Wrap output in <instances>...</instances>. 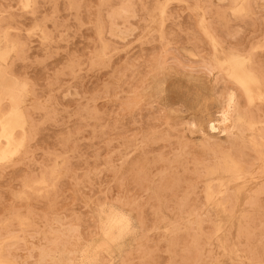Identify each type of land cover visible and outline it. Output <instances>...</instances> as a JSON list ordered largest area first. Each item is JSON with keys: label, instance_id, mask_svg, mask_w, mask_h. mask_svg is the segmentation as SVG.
<instances>
[{"label": "rangeland", "instance_id": "1", "mask_svg": "<svg viewBox=\"0 0 264 264\" xmlns=\"http://www.w3.org/2000/svg\"><path fill=\"white\" fill-rule=\"evenodd\" d=\"M14 112L0 264H264V0H0Z\"/></svg>", "mask_w": 264, "mask_h": 264}, {"label": "bare ground", "instance_id": "2", "mask_svg": "<svg viewBox=\"0 0 264 264\" xmlns=\"http://www.w3.org/2000/svg\"><path fill=\"white\" fill-rule=\"evenodd\" d=\"M2 59V58H1ZM2 67V66H1ZM1 86H2V84H1ZM225 95H226V93H225ZM222 99H223V97H222ZM238 101V100H237ZM222 102V101H221ZM223 104H224V102H223ZM225 105V104H224ZM236 109V108H235ZM226 111V110H225ZM235 112V111H234ZM226 113V112H225ZM229 113V112H228ZM223 117L225 118V120L227 119L226 117H225V114H223ZM17 118V115H16V113L14 112L13 114H10V116L9 117H6V118H0V122L2 123V125H3V129H5V137L7 138V140L9 141V142H11V141H13V138H12V133H11V131H12V125L14 124V121H15V119ZM18 120V119H17ZM220 125V124H219ZM209 127H210V130H212V131H215L216 129H217V127H216V124H214V123H210L209 124ZM235 129V128H234ZM15 143V142H14ZM219 143V142H218ZM211 144H214V143H212L211 142ZM216 146H217V144H216ZM220 146V145H219ZM16 148V147H15ZM6 152V151H5ZM3 154H4V152H3V149L0 147V157H2L3 156ZM4 258V257H3ZM91 259V258H90Z\"/></svg>", "mask_w": 264, "mask_h": 264}, {"label": "clouds", "instance_id": "3", "mask_svg": "<svg viewBox=\"0 0 264 264\" xmlns=\"http://www.w3.org/2000/svg\"><path fill=\"white\" fill-rule=\"evenodd\" d=\"M136 228L137 225L134 223V217L131 214H129V211L127 209H125L122 236L124 238H127L128 236L133 234Z\"/></svg>", "mask_w": 264, "mask_h": 264}]
</instances>
